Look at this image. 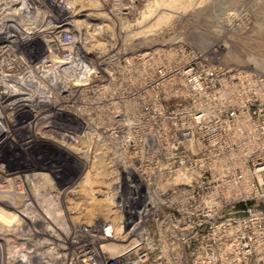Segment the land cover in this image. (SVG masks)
I'll list each match as a JSON object with an SVG mask.
<instances>
[{
  "label": "rangeland",
  "instance_id": "obj_1",
  "mask_svg": "<svg viewBox=\"0 0 264 264\" xmlns=\"http://www.w3.org/2000/svg\"><path fill=\"white\" fill-rule=\"evenodd\" d=\"M71 76L67 106L35 99ZM0 83V264L103 263L138 241L143 264L244 263L221 242L246 215L232 205L263 210L264 0H0Z\"/></svg>",
  "mask_w": 264,
  "mask_h": 264
},
{
  "label": "built area",
  "instance_id": "obj_2",
  "mask_svg": "<svg viewBox=\"0 0 264 264\" xmlns=\"http://www.w3.org/2000/svg\"><path fill=\"white\" fill-rule=\"evenodd\" d=\"M17 65V64H16ZM33 65L32 67L36 66L37 64H30ZM82 65V64H79ZM11 66H13L11 64ZM83 67V66H82ZM85 68L88 67L85 64ZM86 69H83V74L86 75ZM17 73V70L16 72ZM14 73V74H15ZM75 78V82L79 84V82L84 83L82 79L77 78V76H71L70 77ZM51 87V84H48L45 86L46 93L51 92L49 90ZM43 88V87H42ZM49 94H42L43 97H38L35 99H46ZM2 97V105L3 103L6 104L9 99H5L4 96ZM22 98V97H21ZM25 98V97H23ZM27 98V97H26ZM258 150V149H257ZM259 153H262L261 155ZM259 153H255V157L252 159V165L254 166L253 172L254 174H260L264 172V143L261 144V149L259 150ZM240 177V176H239ZM259 185H264L263 180L261 177H256ZM264 178V177H263ZM257 186V185H256ZM253 185L252 191L250 193L253 194L252 197L256 199H263L264 200V190L259 191V189ZM211 195V191L207 196ZM241 201V199L237 200ZM257 200H248V203H244L242 199V204H237V206L232 205L231 209L233 213H244L246 214L243 217H237L234 219H227L225 222L223 221V239H222V257L224 260H233L237 262H244L242 264H249L251 262H255V264H258L256 262H264V201H263V210H259ZM212 227L209 225V229L205 231V257L208 260H214L215 259V253L213 252V249L211 248V244H208L207 241L211 239L212 236ZM212 243V242H209ZM184 245H189L187 242H183ZM188 247V246H187ZM84 253V255H82ZM86 256V257H84ZM149 256V252L147 248H144V246H141V243L136 242L133 243L131 246L125 248L118 256L115 257H109L107 260H105L103 263L96 260V256L93 253H90V251L85 252L82 251L78 255V259L82 263L83 260L86 258L90 259L89 262H86V264H143ZM247 262V263H245ZM249 262V263H248Z\"/></svg>",
  "mask_w": 264,
  "mask_h": 264
},
{
  "label": "bare ground",
  "instance_id": "obj_3",
  "mask_svg": "<svg viewBox=\"0 0 264 264\" xmlns=\"http://www.w3.org/2000/svg\"><path fill=\"white\" fill-rule=\"evenodd\" d=\"M33 8V7H32ZM27 10V9H26ZM37 11V10H36ZM15 13V12H14ZM15 18H16V16H15ZM9 19H10V21H11V17H9ZM18 19V18H17ZM13 20V19H12ZM3 21V20H2ZM4 24V23H3ZM2 24V25H3ZM18 26H19V24H18ZM4 28V27H3ZM2 29V28H1ZM18 29V28H17ZM43 29V28H42ZM2 31V30H1ZM14 31V30H13ZM22 31V30H21ZM25 31V30H24ZM53 31V30H52ZM52 31H49L48 32V34L46 35L48 38H49V40H54V42L52 43V45H54V47L56 46L58 49L60 48V49H65V50H67L68 49V47L70 46V38L69 37H67L65 34H63V31H61V30H56V31H60L61 33V35H60V37H56V36H58L59 35V33H56V36L54 35V33H51ZM14 32H16V31H14ZM42 32H43V30H42ZM19 33H21V32H19ZM27 33V32H26ZM25 34V33H24ZM23 34V35H24ZM28 34V33H27ZM43 34H46V33H44L43 32ZM53 34V35H52ZM30 35H32V34H29V36ZM51 36V37H50ZM56 39L58 40V41H56ZM52 40V41H53ZM63 41H64V43H63ZM19 42V41H18ZM73 45V44H72ZM67 48V49H66ZM73 50V49H72ZM4 51L5 52H7L8 51V53H10L11 54V52H10V49H8V48H6V49H4ZM74 57V56H73ZM80 64V63H79ZM78 64V68H77V70L75 71V69L76 68H74V71L76 72V73H78V76H81L82 74H83V69H82V67H81V65H79ZM31 66V65H30ZM47 66V65H46ZM17 67V66H16ZM5 68H11L10 66H6L5 65ZM39 69H40V67H38ZM38 69V75L39 76H46V77H52V76H54L55 74L54 73H51V71L49 70V71H47L46 69H45V67H44V69L46 70V71H41V70H39ZM41 69H42V65H41ZM10 70V69H9ZM7 72H9L8 73V75H11L10 73H12L11 71H7ZM73 72V71H72ZM76 73H74V75L76 74ZM7 75V74H6ZM7 75V76H8ZM85 75V74H84ZM11 77V76H10ZM4 79V78H3ZM6 79V78H5ZM7 80V79H6ZM2 81V83H3V80H1ZM8 83H9V81H8ZM1 84V83H0ZM2 85V84H1ZM21 86H18V87H16L15 88V86H14V90L15 89H20V90H22L21 88H20ZM6 89V88H5ZM12 89V88H11ZM24 89V88H23ZM25 90V89H24ZM26 92V91H25ZM28 92H26V94H27ZM29 95L31 94L32 95V97H34L35 98V96H34V94L33 93H31V92H29L28 93ZM4 98H6V97H4ZM7 98H8V96H7ZM11 100V99H10ZM13 100V99H12ZM118 229V228H117ZM137 239V238H136ZM108 245V244H107ZM82 255H84V253L82 254ZM84 257H86V256H84ZM85 261V263H82V264H86V262H89L90 261V259H88V258H86L85 260H83V262ZM91 262V261H90Z\"/></svg>",
  "mask_w": 264,
  "mask_h": 264
},
{
  "label": "flooded vegetation",
  "instance_id": "obj_4",
  "mask_svg": "<svg viewBox=\"0 0 264 264\" xmlns=\"http://www.w3.org/2000/svg\"><path fill=\"white\" fill-rule=\"evenodd\" d=\"M73 82V83H72ZM61 84V85H60ZM78 85V83H76L75 82V78H69V79H66V80H64V82L62 81V82H59L58 84H57V87L59 88L58 90H59V93H57L56 91H54V94H53V91H52V89H49V90H51V92H50V94L48 95V97L47 98H52L53 99V101L56 103L55 105H59V104H61V103H63L64 102V104H65V106H67L68 104H67V97H68V95H70L71 93H72V91L70 90L72 87H71V85ZM63 85V86H62ZM60 93H63V95H60ZM65 94V95H64ZM59 97H58V96ZM80 104L79 103H75L74 105H72V106H69V107H72V108H74V110L76 109V108H78V107H80L79 106ZM28 107V106H27ZM21 109V110H20ZM20 109H18V112H20V111H23L24 113H26V114H28V115H31L32 113H35L34 112V110H31L30 111V109L29 108H26V106H22V108H20ZM26 110V111H25ZM15 113H17L16 111H15ZM21 113V112H20ZM55 128L56 129V131H59V133H63V132H66V129H61V128H57V127H55V126H52L51 128ZM68 128V127H67ZM48 129H50V128H48ZM51 130V129H50ZM52 131H55V130H52ZM63 131V132H62ZM67 132H70V131H67ZM64 138V142H66L67 143V141H68V139L66 138L67 137V135L66 134H59L58 135V138ZM67 140V141H66Z\"/></svg>",
  "mask_w": 264,
  "mask_h": 264
}]
</instances>
